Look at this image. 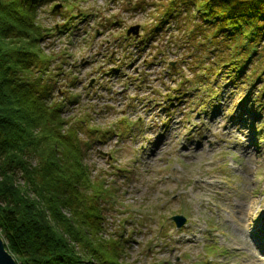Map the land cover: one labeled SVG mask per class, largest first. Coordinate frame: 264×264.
Segmentation results:
<instances>
[{
    "label": "rangeland",
    "instance_id": "374dc122",
    "mask_svg": "<svg viewBox=\"0 0 264 264\" xmlns=\"http://www.w3.org/2000/svg\"><path fill=\"white\" fill-rule=\"evenodd\" d=\"M146 1L149 10L154 9L155 0ZM58 3L39 13L43 25H59L70 11L79 13L75 8H60L52 15L51 8ZM73 7L89 15L77 21L71 34L51 37L41 46L47 54H63L52 65L62 72L55 98L77 96L76 105L66 104L63 117L88 115L90 126L97 129H85L79 137L88 143L83 162L91 175H100L115 188L116 200L104 207L103 236L121 233L126 237L125 264H208L207 259L212 260L210 264H254L241 238L264 264V109L259 113L254 104L259 96L264 103V83L255 77L247 97L244 76L236 85L224 86L218 108L208 117L200 115L201 103L208 97L200 87L181 89L179 98L173 99L179 102L178 108L160 104V93L171 84L166 60L175 61L178 48L166 46L165 61H155L153 55L166 45L169 35L157 37L154 48L141 53L131 40L119 42L134 25L143 32L149 10L125 12L123 2L108 0H75ZM104 19H114L115 25L102 31L99 21ZM111 52L125 56L134 52L133 62L115 72L118 76L106 71L114 66L112 61H120L118 56L108 57ZM149 56L151 62L145 67L143 60ZM173 72L182 74V80L194 77L189 66H177ZM138 74L143 83L137 80ZM177 83L178 78L170 87ZM216 86L212 80L208 87L215 91ZM193 107L197 112L200 107V112H187ZM102 131L109 134L100 141ZM209 179L217 183L199 182ZM173 215L185 217L186 225L176 229L170 220ZM0 238L4 251L17 264Z\"/></svg>",
    "mask_w": 264,
    "mask_h": 264
},
{
    "label": "trees",
    "instance_id": "16d2710c",
    "mask_svg": "<svg viewBox=\"0 0 264 264\" xmlns=\"http://www.w3.org/2000/svg\"><path fill=\"white\" fill-rule=\"evenodd\" d=\"M57 1L79 13L70 11L64 23L47 27L39 13ZM108 1L123 2L125 12H144L150 6L146 0ZM74 2L0 0V237L17 264H125L127 239L121 233L103 236L104 207L116 200L115 188L91 175L83 162L88 143L79 136L97 129L88 115L63 117L66 104L76 105L77 96L55 98L62 72L52 65L63 54H47L41 46L53 35L71 34L77 21L89 15L73 7ZM154 4L138 44L169 35L154 60L168 54L166 46L175 45L171 71L189 66L194 75L182 80V74L170 71L171 84L177 78L179 83L165 91L177 95L185 86L199 85L215 102L219 90L208 87L212 80L216 85L233 82L237 71L249 70L250 78L264 83V0ZM113 20H101L99 27L105 29ZM138 80L144 82L140 75ZM99 134L104 138L107 131Z\"/></svg>",
    "mask_w": 264,
    "mask_h": 264
},
{
    "label": "water",
    "instance_id": "95a60500",
    "mask_svg": "<svg viewBox=\"0 0 264 264\" xmlns=\"http://www.w3.org/2000/svg\"><path fill=\"white\" fill-rule=\"evenodd\" d=\"M60 8H61V4H57L53 7L52 12H57ZM126 34L128 36L133 35L135 37H138L139 25H134V26L130 27L127 30ZM172 220L175 222L177 227H181L185 222V219L181 216H175L172 218ZM0 264H15V262L13 261L11 256L4 251L1 238H0Z\"/></svg>",
    "mask_w": 264,
    "mask_h": 264
},
{
    "label": "bare ground",
    "instance_id": "6f19581e",
    "mask_svg": "<svg viewBox=\"0 0 264 264\" xmlns=\"http://www.w3.org/2000/svg\"><path fill=\"white\" fill-rule=\"evenodd\" d=\"M249 217H250V215H249ZM238 231H240V230L238 229L237 232H238ZM240 233H241V231H240ZM241 242L245 244L247 251L250 253V256L252 257V258L249 259V260H250V261H253L254 264H262V263H261V260H260V256H259L260 254H258V252L255 251V250L250 246V244L248 243V241L246 242L245 240H243V239L241 238Z\"/></svg>",
    "mask_w": 264,
    "mask_h": 264
}]
</instances>
